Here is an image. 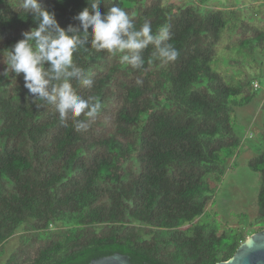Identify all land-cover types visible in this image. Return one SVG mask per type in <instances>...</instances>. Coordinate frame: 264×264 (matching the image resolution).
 I'll list each match as a JSON object with an SVG mask.
<instances>
[{
  "label": "trees",
  "instance_id": "1",
  "mask_svg": "<svg viewBox=\"0 0 264 264\" xmlns=\"http://www.w3.org/2000/svg\"><path fill=\"white\" fill-rule=\"evenodd\" d=\"M41 2L61 27L78 25L73 18L87 6ZM119 2L137 28L167 26L179 56L161 66L149 45L137 70L106 51L75 53L94 85L74 87L103 103L86 131L61 121L52 105L37 110L23 74L17 81L0 75V264H89L114 253L133 264H215L264 230L252 224L264 222V101L260 148L245 163L257 174L254 218L241 228L207 211L239 154L243 136L231 114L251 87L247 76L229 85L211 69L224 10L207 0ZM19 3L0 0V50L35 26ZM111 3L104 0L102 14ZM234 32L235 44L250 52L264 42V31L245 20Z\"/></svg>",
  "mask_w": 264,
  "mask_h": 264
},
{
  "label": "clouds",
  "instance_id": "2",
  "mask_svg": "<svg viewBox=\"0 0 264 264\" xmlns=\"http://www.w3.org/2000/svg\"><path fill=\"white\" fill-rule=\"evenodd\" d=\"M86 4L73 18L78 25L61 27L55 11L41 0H20L19 7L32 16L35 26L23 31L22 38L10 47L0 50V63L6 66L0 75L17 81L23 74V87L35 108L54 106L61 121L72 120L76 132L88 129L103 103L96 95L84 98L74 87L73 81L89 90L94 85L91 69L75 63V53L106 51L111 56L118 55L122 65L137 70L144 67L143 53L149 45L154 49L153 60H159L161 66L179 56L178 49L168 42L171 36L167 26L153 33L150 22L145 21L137 28L134 16L119 0H112L103 14L100 6L104 0H86ZM136 83L142 84V80ZM82 116L87 119H80Z\"/></svg>",
  "mask_w": 264,
  "mask_h": 264
},
{
  "label": "rangeland",
  "instance_id": "3",
  "mask_svg": "<svg viewBox=\"0 0 264 264\" xmlns=\"http://www.w3.org/2000/svg\"><path fill=\"white\" fill-rule=\"evenodd\" d=\"M253 1L207 0L209 5L224 10V25L216 45V55L211 62L212 71L217 72L229 85H235L244 76L251 80L248 102L237 107L231 114L234 130L243 136L239 154L234 163H230L207 209L222 225H238L241 228L246 227L255 216L253 201L257 191V174L249 170L245 163L257 154L261 143L259 129L263 120L260 107L264 101V42L250 52L235 44L234 30L241 20H245L264 31L263 8L259 0ZM253 82L258 84L257 89L252 88ZM252 224L255 228L264 227V222ZM15 243L16 235H13L7 243V251Z\"/></svg>",
  "mask_w": 264,
  "mask_h": 264
},
{
  "label": "water",
  "instance_id": "4",
  "mask_svg": "<svg viewBox=\"0 0 264 264\" xmlns=\"http://www.w3.org/2000/svg\"><path fill=\"white\" fill-rule=\"evenodd\" d=\"M89 264L133 263H131L127 255L114 253L99 259H93L89 262ZM215 264H264V230L251 234L240 244L231 258Z\"/></svg>",
  "mask_w": 264,
  "mask_h": 264
},
{
  "label": "built area",
  "instance_id": "5",
  "mask_svg": "<svg viewBox=\"0 0 264 264\" xmlns=\"http://www.w3.org/2000/svg\"><path fill=\"white\" fill-rule=\"evenodd\" d=\"M252 86H253L254 89H257L258 88V84L256 82H253L252 83Z\"/></svg>",
  "mask_w": 264,
  "mask_h": 264
}]
</instances>
